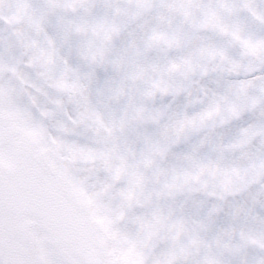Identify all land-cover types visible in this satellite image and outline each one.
Listing matches in <instances>:
<instances>
[{"label":"snow or ice","instance_id":"6c2138e0","mask_svg":"<svg viewBox=\"0 0 264 264\" xmlns=\"http://www.w3.org/2000/svg\"><path fill=\"white\" fill-rule=\"evenodd\" d=\"M0 264H264V0H0Z\"/></svg>","mask_w":264,"mask_h":264}]
</instances>
